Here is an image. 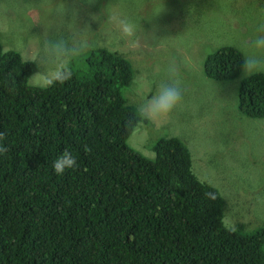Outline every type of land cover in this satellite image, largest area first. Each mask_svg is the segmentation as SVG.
I'll return each mask as SVG.
<instances>
[{"label":"trees","instance_id":"obj_1","mask_svg":"<svg viewBox=\"0 0 264 264\" xmlns=\"http://www.w3.org/2000/svg\"><path fill=\"white\" fill-rule=\"evenodd\" d=\"M243 52L207 57L213 80L239 78ZM45 88L37 65L6 51L0 33V264H264V227L225 224L226 201L200 181L179 139H160L154 160L128 138L148 123L129 104V59L107 48L81 55ZM240 112L264 118V73L243 78ZM69 151L77 165L57 175Z\"/></svg>","mask_w":264,"mask_h":264},{"label":"rangeland","instance_id":"obj_2","mask_svg":"<svg viewBox=\"0 0 264 264\" xmlns=\"http://www.w3.org/2000/svg\"><path fill=\"white\" fill-rule=\"evenodd\" d=\"M0 33L4 50L37 65L32 87L78 68L92 48L124 55L134 69L125 97L149 119L133 130L129 147L154 160L158 140L179 139L196 177L224 197L226 226L244 233L264 227V118L240 112L241 73L216 81L205 69L215 51L243 52L264 36V0H0ZM164 86L180 99L152 113Z\"/></svg>","mask_w":264,"mask_h":264},{"label":"clouds","instance_id":"obj_3","mask_svg":"<svg viewBox=\"0 0 264 264\" xmlns=\"http://www.w3.org/2000/svg\"><path fill=\"white\" fill-rule=\"evenodd\" d=\"M125 31H130L127 25H125ZM259 73H264V36H257L243 50L242 77L246 78ZM179 99L180 93L176 88L164 86L153 98L150 111L152 113L166 112ZM76 165L77 160L75 156L71 152L65 151L53 161L52 168L57 175H62L65 171L76 167Z\"/></svg>","mask_w":264,"mask_h":264}]
</instances>
